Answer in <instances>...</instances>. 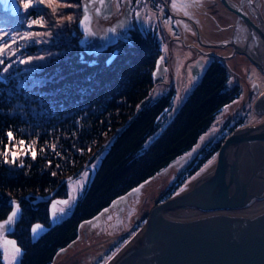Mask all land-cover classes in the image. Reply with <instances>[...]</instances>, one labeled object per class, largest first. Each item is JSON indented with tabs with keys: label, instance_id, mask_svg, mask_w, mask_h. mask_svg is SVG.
Segmentation results:
<instances>
[{
	"label": "trees",
	"instance_id": "trees-1",
	"mask_svg": "<svg viewBox=\"0 0 264 264\" xmlns=\"http://www.w3.org/2000/svg\"><path fill=\"white\" fill-rule=\"evenodd\" d=\"M16 2L19 12L13 15L11 2L0 0V71L11 64L0 80V223L18 206L2 234L20 249L19 264H53L77 240L84 222L191 153L242 92L228 86V69L214 59L184 102L174 104L173 91L150 102L162 57L154 32L135 27L137 32L113 49L87 55L78 21L82 0H32L27 10L25 0ZM241 126L236 117L221 139L201 146L158 204L178 192ZM88 168L89 182L69 216L58 221L61 213L53 206L68 199L67 182Z\"/></svg>",
	"mask_w": 264,
	"mask_h": 264
},
{
	"label": "water",
	"instance_id": "water-1",
	"mask_svg": "<svg viewBox=\"0 0 264 264\" xmlns=\"http://www.w3.org/2000/svg\"><path fill=\"white\" fill-rule=\"evenodd\" d=\"M6 1L11 2L12 14L16 15V0ZM113 2L104 0L101 4L97 0L94 15L103 21L110 19ZM131 14L126 4L123 16L98 35L92 27L93 15L88 12L91 35H85L79 21L84 52L95 55L114 48L121 36L132 31ZM231 14L248 31L244 45L246 33L238 32L239 25L237 33H230L229 26L235 24ZM134 18L139 28L140 14L135 12ZM212 27L216 42L212 47L218 48L222 58L242 56L264 75V0H216ZM252 38L250 46L254 51L249 47ZM204 69L202 62L197 63L192 69L193 80H198ZM165 71L163 60H159L153 78ZM254 110L264 113V93L255 102ZM258 201H264V121L232 131L216 158L181 191L158 204L146 224L120 249L121 253L119 250L106 264H264V207L244 212ZM226 210H239L242 215L222 214Z\"/></svg>",
	"mask_w": 264,
	"mask_h": 264
},
{
	"label": "rangeland",
	"instance_id": "rangeland-1",
	"mask_svg": "<svg viewBox=\"0 0 264 264\" xmlns=\"http://www.w3.org/2000/svg\"><path fill=\"white\" fill-rule=\"evenodd\" d=\"M150 1L153 0H136V3L132 0H114L113 15L107 21L98 19L94 15V10L98 7L97 0L91 3L89 11L93 15L92 27L96 34L104 33L107 26H112L116 20L121 18L126 4L133 12L140 14L142 29L154 32L162 52L160 60L167 61L166 71L155 78V85L148 100L153 102L173 91L174 104L184 102L214 59L221 61L228 69L230 74L228 86H240L242 94L239 100L223 110L191 153L116 200L96 218L84 222L79 228L77 240L58 253L53 264H106L146 224L162 194L171 186L179 172L183 170V166L193 158L201 146L221 139L226 133L224 126L236 117L243 120V125H255L264 121V113L261 114L254 110L255 102L264 93V75L244 57L222 58L218 48L212 47L215 45L212 20L213 4L216 0H177V3L187 5L177 9H173V0H155L156 3L153 6ZM86 2L87 0H82V9ZM155 7L158 8L155 10ZM166 10L170 11L173 19L166 18V14H169ZM82 16L78 18V21ZM155 23L157 28L153 27ZM175 29L179 32L178 34L172 33ZM198 31L200 38L197 40ZM69 34L75 35L76 33L72 30ZM206 40L214 44L210 45ZM199 62L204 64L205 69L198 80H193L192 69ZM216 156L217 154L193 177L186 180L179 191ZM91 172H93L92 169L88 168L78 177L71 178L67 182L69 197L66 201L68 203H58L53 206L54 211L61 213L58 221L69 216L76 196L85 189ZM6 241L12 240L5 234H0L2 264H19L21 253L13 261L14 249L11 244L5 243Z\"/></svg>",
	"mask_w": 264,
	"mask_h": 264
},
{
	"label": "snow or ice",
	"instance_id": "snow-or-ice-1",
	"mask_svg": "<svg viewBox=\"0 0 264 264\" xmlns=\"http://www.w3.org/2000/svg\"><path fill=\"white\" fill-rule=\"evenodd\" d=\"M104 0H100V3L103 4ZM32 6V0H25L24 2V9L27 10L29 7ZM91 0H87V2L84 4V17L83 19L80 20V25L84 28V32L86 36L91 35L92 33L90 32L89 28L87 27L88 21H89V15L88 12L91 9ZM186 4L183 3H177V0H173V9H177V8H184L186 7ZM69 19L71 20L72 17H69ZM32 23H37L39 24L40 21H33ZM31 26V25H30ZM40 26H43L42 24ZM36 35H40L39 33H37ZM14 42V41H13ZM4 53V47L0 46V54ZM12 55H15V53L13 52ZM30 61H25V60H20L19 63H29ZM12 63H15V61H13ZM0 64H4V59H0ZM11 67V64H8L2 71H0V80H5V77L3 76L4 72H7L8 68ZM9 137H11V133L8 134ZM23 141H20V144L23 145ZM29 148H31V145H29ZM53 150H55V147L53 146ZM41 151H43V149H41ZM0 155H3V153H0ZM7 158L5 157V163H7ZM13 162H15V160H13ZM62 203L67 204L68 201H63ZM13 205H16L15 201H12ZM19 212V207L15 206L11 212V214L7 217L6 220H4L2 223H0V234H2L4 231H6L7 229L5 228V225H10L14 222V218L17 216ZM90 223V222H89ZM39 225L33 227L32 232L35 234L37 232V230L39 229ZM5 243L11 244L12 248L14 249V253L12 256L13 261L16 260V258L19 256L20 254V249L15 245L14 241H6Z\"/></svg>",
	"mask_w": 264,
	"mask_h": 264
},
{
	"label": "flooded vegetation",
	"instance_id": "flooded-vegetation-1",
	"mask_svg": "<svg viewBox=\"0 0 264 264\" xmlns=\"http://www.w3.org/2000/svg\"><path fill=\"white\" fill-rule=\"evenodd\" d=\"M246 4H247V7L250 9V10H252V11H254V14H256V11L254 10V8L252 7V5H251V3H249L248 1H246ZM220 5V4H219ZM221 6V5H220ZM222 7V6H221ZM158 7H155V10L157 9ZM166 8H167V5H166ZM132 10V9H131ZM224 10V12H226L227 14L229 13V12H227L225 9H223ZM134 11H135V9H134ZM166 11H168V13L169 14H166V18H168V19H173V18H171V16H172V14L170 13V11L169 10H166ZM165 11V12H166ZM167 13V12H166ZM232 15V14H231ZM233 16V15H232ZM135 12H133V10H132V14H131V19H132V26L135 28V27H138L137 26V23L135 22ZM173 17V16H172ZM234 17V16H233ZM233 20V19H232ZM256 21V20H255ZM234 22H235V24L234 25H230L229 27H230V33H237V31L238 30H236L237 29V26L239 25V31L238 32H242V33H246V36H245V40H243V45L246 43V40H247V33H248V31H247V29H244L245 27H244V25L242 24V23H240L239 21V23L237 22V19H236V17H234ZM256 23H257V21H256ZM142 22L140 23V29H138V32H145V33H149V32H147V31H145V30H143L142 29ZM241 24V25H240ZM154 26V28H157V25H156V23L155 24H153ZM159 28V27H158ZM155 30V29H154ZM171 30V29H170ZM137 31L135 30V29H132V31L131 32H128V33H126L125 35H123V36H121L119 39L120 40H125V38H127L128 36H130L131 35V33H136ZM172 33H176V34H178L179 32L175 29L174 31H172ZM98 35H101V34H103V32H100V33H97ZM154 35V34H153ZM202 37V36H201ZM200 38V33H199V31H198V36H197V40ZM231 39V38H230ZM230 39H228V40H230ZM224 41H227V40H224ZM251 41H254V38H252V40H250V42H249V47H250V49L252 50V48H251V46H250V43H251ZM258 42V44H259V50H262V48H263V44H262V42L259 40V41H257ZM216 43V42H215ZM211 44H214V43H210V45ZM229 51H230V49H229ZM252 51H254V50H252ZM231 53H232V49H231ZM165 61V63H166V61L167 60H164Z\"/></svg>",
	"mask_w": 264,
	"mask_h": 264
},
{
	"label": "bare ground",
	"instance_id": "bare-ground-1",
	"mask_svg": "<svg viewBox=\"0 0 264 264\" xmlns=\"http://www.w3.org/2000/svg\"><path fill=\"white\" fill-rule=\"evenodd\" d=\"M207 42H208V44H210L211 43V41H208V40H206ZM262 207H264V201L263 202H261V201H258V202H253L252 204H251V206H249L248 208H246V210H244V212L245 213H249V212H253V211H255V210H258L259 211V209H261ZM239 212H241V211H239V210H237V211H231V212H229V211H225V212H215L214 214H216V215H219V214H227V215H242V212L241 213H239ZM206 215H210L209 213H207ZM120 253H121V250H120ZM118 254H119V252H118Z\"/></svg>",
	"mask_w": 264,
	"mask_h": 264
}]
</instances>
